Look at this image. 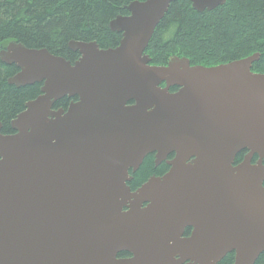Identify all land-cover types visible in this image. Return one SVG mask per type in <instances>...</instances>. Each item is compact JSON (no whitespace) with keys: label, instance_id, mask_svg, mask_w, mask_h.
<instances>
[{"label":"water","instance_id":"water-1","mask_svg":"<svg viewBox=\"0 0 264 264\" xmlns=\"http://www.w3.org/2000/svg\"><path fill=\"white\" fill-rule=\"evenodd\" d=\"M175 1L129 3L108 24L118 44L69 41L73 62L15 42L0 50L18 70L8 84L41 85L10 121L13 133L0 123V264H217L227 254L254 264L264 255L259 55L151 65L144 51ZM189 2L202 13L225 0ZM64 97L76 101L54 110ZM150 154L156 163L173 155L168 172L130 191L128 171ZM122 252L131 258L117 260Z\"/></svg>","mask_w":264,"mask_h":264},{"label":"trees","instance_id":"trees-1","mask_svg":"<svg viewBox=\"0 0 264 264\" xmlns=\"http://www.w3.org/2000/svg\"><path fill=\"white\" fill-rule=\"evenodd\" d=\"M133 1L144 0H0V49L15 42L73 62L78 54L68 49L69 41L96 42L100 49L113 48L120 35L111 32L108 24L116 16L127 15L124 7ZM263 9L264 0H226L223 6L198 13L189 0H176L156 26L144 53L152 65H165L170 57L178 56L188 59L191 65L205 67L258 54L252 71L264 73ZM16 72L14 65L0 62L2 134L12 133L10 121L27 101L39 95L38 84L19 88L8 84V78ZM70 101L61 99L54 109H66ZM241 158L239 154L235 162ZM164 169V165L153 168L152 157L147 156L129 186L135 187L148 175ZM232 258L227 254L220 264H229ZM263 262L261 254L254 264Z\"/></svg>","mask_w":264,"mask_h":264},{"label":"flooded vegetation","instance_id":"flooded-vegetation-1","mask_svg":"<svg viewBox=\"0 0 264 264\" xmlns=\"http://www.w3.org/2000/svg\"><path fill=\"white\" fill-rule=\"evenodd\" d=\"M147 156H151L152 157L153 168H158V167L164 165L165 169L163 171L162 170L159 171V173H153V174L148 175V177L143 182H141L139 185L131 188L129 186V184L132 181V176L136 173V171L138 170V168L142 164V162H143L142 161L141 164L139 165V167L134 172L131 169L128 171V176L130 177V180L127 182V185H128V187L130 188L131 191H135L143 183L147 182L150 178H161L163 175H165L168 172V170H169V166L167 165V161H170L173 158V155H170L169 157L166 158L165 161H163L161 163H156L154 154H150V155H147ZM143 207H146V205H143ZM191 232H192V228L191 227H185L184 230H183V233L181 235L182 239L189 238L191 236ZM130 258H131V255L129 253H125V252L118 253L116 255V259L117 260H128ZM232 263H233V258H232V261L229 264H232ZM218 264H220V262ZM263 264H264V262H263Z\"/></svg>","mask_w":264,"mask_h":264}]
</instances>
